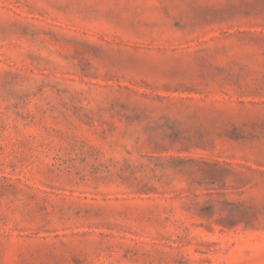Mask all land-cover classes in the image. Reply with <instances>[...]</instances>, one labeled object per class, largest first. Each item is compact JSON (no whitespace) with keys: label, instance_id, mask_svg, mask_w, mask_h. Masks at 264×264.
<instances>
[{"label":"rangeland","instance_id":"374dc122","mask_svg":"<svg viewBox=\"0 0 264 264\" xmlns=\"http://www.w3.org/2000/svg\"><path fill=\"white\" fill-rule=\"evenodd\" d=\"M0 264H264V0H0Z\"/></svg>","mask_w":264,"mask_h":264}]
</instances>
